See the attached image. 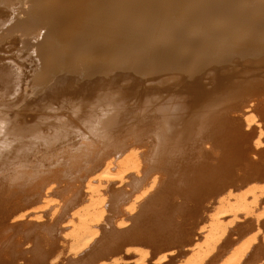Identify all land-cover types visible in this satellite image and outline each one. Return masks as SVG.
Segmentation results:
<instances>
[{"label": "bare ground", "instance_id": "bare-ground-1", "mask_svg": "<svg viewBox=\"0 0 264 264\" xmlns=\"http://www.w3.org/2000/svg\"><path fill=\"white\" fill-rule=\"evenodd\" d=\"M128 258L264 264V0H0V264Z\"/></svg>", "mask_w": 264, "mask_h": 264}, {"label": "rangeland", "instance_id": "rangeland-1", "mask_svg": "<svg viewBox=\"0 0 264 264\" xmlns=\"http://www.w3.org/2000/svg\"><path fill=\"white\" fill-rule=\"evenodd\" d=\"M17 47L18 46L14 45L12 42H10L9 44L8 43L2 44V48L6 51L5 53L13 52L15 49H17ZM46 217H50V216H46ZM46 219H48V218H45V216H44V220H46ZM132 261H133L132 258H128L126 260V263H123V264H128V263L133 264L134 261L133 262Z\"/></svg>", "mask_w": 264, "mask_h": 264}]
</instances>
